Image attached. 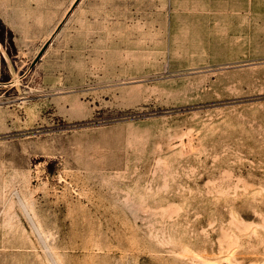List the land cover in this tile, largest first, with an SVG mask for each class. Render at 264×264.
Instances as JSON below:
<instances>
[{
  "label": "rangeland",
  "instance_id": "374dc122",
  "mask_svg": "<svg viewBox=\"0 0 264 264\" xmlns=\"http://www.w3.org/2000/svg\"><path fill=\"white\" fill-rule=\"evenodd\" d=\"M79 1L0 0V264H264V0Z\"/></svg>",
  "mask_w": 264,
  "mask_h": 264
},
{
  "label": "crops",
  "instance_id": "0c3cea01",
  "mask_svg": "<svg viewBox=\"0 0 264 264\" xmlns=\"http://www.w3.org/2000/svg\"><path fill=\"white\" fill-rule=\"evenodd\" d=\"M82 3H84V0H80V1L78 2V4H77L76 7H75V11L78 10V7H80V5H82Z\"/></svg>",
  "mask_w": 264,
  "mask_h": 264
},
{
  "label": "bare ground",
  "instance_id": "6f19581e",
  "mask_svg": "<svg viewBox=\"0 0 264 264\" xmlns=\"http://www.w3.org/2000/svg\"><path fill=\"white\" fill-rule=\"evenodd\" d=\"M23 207H24V206H23ZM27 215H28V214H27ZM29 218H30V217H29ZM30 221H31V220H30ZM32 226L34 227L35 225H32ZM36 227H37V226H36ZM34 228H35V227H34ZM36 229H39V228H36ZM36 229H34V230H36ZM37 231H38V230H37ZM37 231H36V232H37ZM38 233H39V231H38Z\"/></svg>",
  "mask_w": 264,
  "mask_h": 264
},
{
  "label": "trees",
  "instance_id": "16d2710c",
  "mask_svg": "<svg viewBox=\"0 0 264 264\" xmlns=\"http://www.w3.org/2000/svg\"><path fill=\"white\" fill-rule=\"evenodd\" d=\"M0 42L2 43V39L0 38Z\"/></svg>",
  "mask_w": 264,
  "mask_h": 264
},
{
  "label": "water",
  "instance_id": "95a60500",
  "mask_svg": "<svg viewBox=\"0 0 264 264\" xmlns=\"http://www.w3.org/2000/svg\"><path fill=\"white\" fill-rule=\"evenodd\" d=\"M36 62H37V60L34 63H36Z\"/></svg>",
  "mask_w": 264,
  "mask_h": 264
}]
</instances>
